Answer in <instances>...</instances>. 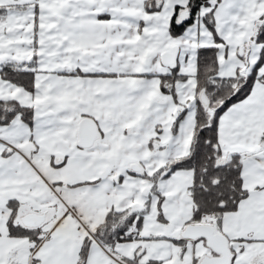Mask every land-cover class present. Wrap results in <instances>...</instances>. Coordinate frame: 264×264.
I'll return each mask as SVG.
<instances>
[{
	"label": "snow or ice",
	"instance_id": "snow-or-ice-1",
	"mask_svg": "<svg viewBox=\"0 0 264 264\" xmlns=\"http://www.w3.org/2000/svg\"><path fill=\"white\" fill-rule=\"evenodd\" d=\"M0 264H264V0H0Z\"/></svg>",
	"mask_w": 264,
	"mask_h": 264
}]
</instances>
